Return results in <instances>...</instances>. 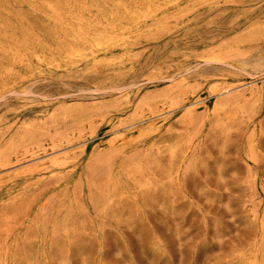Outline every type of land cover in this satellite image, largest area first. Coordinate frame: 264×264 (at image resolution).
<instances>
[{"label":"rangeland","instance_id":"obj_1","mask_svg":"<svg viewBox=\"0 0 264 264\" xmlns=\"http://www.w3.org/2000/svg\"><path fill=\"white\" fill-rule=\"evenodd\" d=\"M0 264H264V0H0Z\"/></svg>","mask_w":264,"mask_h":264},{"label":"bare ground","instance_id":"obj_2","mask_svg":"<svg viewBox=\"0 0 264 264\" xmlns=\"http://www.w3.org/2000/svg\"><path fill=\"white\" fill-rule=\"evenodd\" d=\"M197 101V100H196ZM191 104V103H190ZM195 105V104H194ZM193 106V105H192ZM52 160V159H51ZM54 161V160H53ZM57 162V161H56ZM64 162V161H63Z\"/></svg>","mask_w":264,"mask_h":264}]
</instances>
